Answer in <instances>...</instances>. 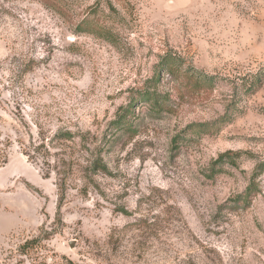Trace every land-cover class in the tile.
Wrapping results in <instances>:
<instances>
[{"label": "rangeland", "instance_id": "1", "mask_svg": "<svg viewBox=\"0 0 264 264\" xmlns=\"http://www.w3.org/2000/svg\"><path fill=\"white\" fill-rule=\"evenodd\" d=\"M52 1L0 0V264H264V0Z\"/></svg>", "mask_w": 264, "mask_h": 264}, {"label": "trees", "instance_id": "2", "mask_svg": "<svg viewBox=\"0 0 264 264\" xmlns=\"http://www.w3.org/2000/svg\"><path fill=\"white\" fill-rule=\"evenodd\" d=\"M42 1L44 4H46L50 8L56 9L57 3H55L54 1H52V0H42ZM93 24H94V26L99 27V22L95 21V22H93ZM172 64H173L172 62L167 63V67L169 66L167 71H169L170 74L175 76L177 72H176V68L172 67ZM142 99H144L145 102L151 103L152 107L157 108L159 112H161L164 109L166 110V108H165L167 106V104H166L167 102H165L166 98H163L161 96V94H159L156 91L155 92H148V93L144 94ZM130 121L131 120L128 119L126 114L123 116L121 115L115 124L118 126L117 130L124 129V128L128 127ZM132 125L133 124L131 123V127H132ZM175 145H178V138L175 140ZM225 159H229L232 161V163H235V155H232L230 153H225V154H222L220 156V158L217 160L218 161L217 164L224 162ZM257 177H258V174H255L252 177L251 183L247 187L246 191L242 195H240L236 200L232 201L231 203L243 202L244 204L248 205L250 203V200L253 197V195L258 191V187H257V183H256ZM28 244H29V242L27 243V245ZM24 247H26V245Z\"/></svg>", "mask_w": 264, "mask_h": 264}, {"label": "water", "instance_id": "3", "mask_svg": "<svg viewBox=\"0 0 264 264\" xmlns=\"http://www.w3.org/2000/svg\"><path fill=\"white\" fill-rule=\"evenodd\" d=\"M71 248H73V245H71Z\"/></svg>", "mask_w": 264, "mask_h": 264}]
</instances>
